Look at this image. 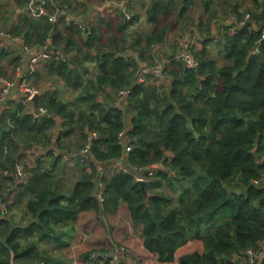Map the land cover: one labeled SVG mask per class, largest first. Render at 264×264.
Segmentation results:
<instances>
[{
	"label": "trees",
	"instance_id": "obj_1",
	"mask_svg": "<svg viewBox=\"0 0 264 264\" xmlns=\"http://www.w3.org/2000/svg\"><path fill=\"white\" fill-rule=\"evenodd\" d=\"M197 1L151 0L147 21L158 25L175 9L182 17ZM199 3L202 15L183 26L200 34L201 46L192 47L199 67L172 54L165 75L145 81L138 74L160 58L153 47L166 42L169 24L145 32L136 27L139 13L127 20L117 9L118 32L104 39L103 26L114 27L109 19L83 20L86 30L65 15L53 22L25 10L8 29L31 48L51 40L65 57L54 53L33 74L44 77L46 113L36 116L14 97L0 101V169L10 172L0 174V189L14 179L18 163L27 165L9 211L0 204V264H72L64 249L80 213L122 203L162 262L173 261L193 237L203 238L204 251L183 254L179 264H246L247 249L264 244V40L257 49L264 0ZM64 5L83 6L86 19L85 0L48 3L53 10ZM247 13L251 18L239 25ZM20 57L0 48V76ZM124 88L131 91L120 99ZM86 145L88 160L69 158ZM67 158L81 166L72 182ZM118 161L128 170L113 164ZM157 163L165 168L147 182L146 197L135 168Z\"/></svg>",
	"mask_w": 264,
	"mask_h": 264
},
{
	"label": "built area",
	"instance_id": "obj_2",
	"mask_svg": "<svg viewBox=\"0 0 264 264\" xmlns=\"http://www.w3.org/2000/svg\"><path fill=\"white\" fill-rule=\"evenodd\" d=\"M123 9L124 3H117L114 6V10L116 12L117 9ZM27 11L32 13L34 16H44L48 15V0H30V3L27 7ZM124 12V11H123ZM66 13L65 9H57L55 15H50L49 19L55 22L58 19V16L64 15ZM131 18V16H130ZM129 18V19H130ZM251 18L250 13H247L245 17L239 22V25L244 24L248 19ZM66 19L72 20L76 19L73 16L66 15ZM81 27H84L88 30V25L83 21L85 19L78 18L76 19ZM264 40V29L262 34L258 40V46ZM16 45L20 48L24 54H22L21 60L25 61V67L20 65H12L17 68L18 74L13 79H8L9 76H0V101L6 102L11 97L16 98L17 100H21L25 105L31 107V110L34 112L36 116H40L47 112V108L43 105H40L39 111L35 110L33 96L41 92L39 87H35L31 82H29V78L31 75L37 70V68L43 65L46 61L53 57V54L56 53L59 57L64 58V54L60 50L49 49L50 43H48L45 47L42 48H30L27 44H25L24 39L18 35L12 34L9 30L0 28V47H8ZM181 48L176 54V58L181 59L187 67L190 68H198L200 65V61L197 57H195L193 53L194 42L186 36L185 40L181 41ZM160 57V56H159ZM169 61V59L165 57L158 58L153 64L142 66L140 73L138 74L137 81H145L147 77L150 75L152 77H162L165 75V64ZM16 90V91H14ZM130 88H124L119 91L120 99H125L130 93ZM96 132L91 134L92 136H96ZM121 136L125 139L128 138L126 131L121 132ZM132 150V145L126 144V151L129 152ZM34 156V155H33ZM90 156V145H86L79 152L72 154L69 158L80 159L82 162L89 159ZM117 166L128 170L126 166L121 161L116 163ZM115 166V165H114ZM161 167H164L163 164H155L151 167H139L135 168V174L137 179L145 180L146 182L151 181L154 177L157 170ZM165 168V167H164ZM5 173L9 175V170L0 169V174ZM14 179H9L7 181L6 187L0 189V204L4 212L9 211V205L13 201V197L17 192L16 182L21 181L27 175V165L25 162H20L17 164L14 169ZM98 196L101 201H104L105 197L102 189L99 191ZM125 254V248L123 245H116L114 249L110 252H107V255L102 253L99 250L92 251L90 259L93 261L104 260L106 262L111 263L110 261L121 262L123 255ZM247 254L249 256V262L246 264H263L262 258L264 256V244L259 248H248ZM112 264V263H111Z\"/></svg>",
	"mask_w": 264,
	"mask_h": 264
},
{
	"label": "crops",
	"instance_id": "obj_3",
	"mask_svg": "<svg viewBox=\"0 0 264 264\" xmlns=\"http://www.w3.org/2000/svg\"><path fill=\"white\" fill-rule=\"evenodd\" d=\"M87 4L86 21L93 22L99 17H104V14L109 12H115L114 6L117 2H124V0H85ZM24 0H0V27L8 30L14 23H17L21 17V13L26 10V5L23 4ZM151 0H129V6L135 7L136 12L140 13L141 17L139 21H143L148 25L143 27V31H152L158 25L149 23L147 21V8L150 5ZM29 5V4H28ZM28 7V6H27ZM66 8V6H62ZM26 12V11H25ZM146 15V16H145ZM163 20V19H162ZM161 20V21H162ZM160 21V22H161ZM148 26V27H147ZM193 32L194 45H200V34L197 27L191 26L188 28ZM171 27L169 34L172 32ZM169 36V35H168ZM164 46V44H162ZM13 50L18 46H10ZM166 52L169 50L166 49ZM18 54H24L23 51L18 49ZM160 55V54H159ZM167 56V55H166ZM160 57H163L160 55ZM10 65V64H9ZM8 65V66H9ZM65 96L70 95V91L64 88ZM61 121V120H59ZM131 117L128 119L130 124ZM68 164L69 181L72 182L76 178V174L79 173L80 165L71 162L69 158L65 160ZM114 244V247L123 245L125 248L124 258L125 264H179L180 257L188 252L199 251L203 252L205 249L204 240L201 237L189 238L185 243L180 245L176 252L175 258L171 262H162L158 259V254L148 249L144 244L142 236V227L135 226L130 216V212L126 205L122 203L115 210H85L79 215L77 221V230L72 238V243L67 246L64 251L72 261L82 255L87 261L86 249L98 247L100 249H107ZM90 250V249H89ZM82 259V258H81ZM100 262L102 260H99Z\"/></svg>",
	"mask_w": 264,
	"mask_h": 264
},
{
	"label": "rangeland",
	"instance_id": "obj_4",
	"mask_svg": "<svg viewBox=\"0 0 264 264\" xmlns=\"http://www.w3.org/2000/svg\"><path fill=\"white\" fill-rule=\"evenodd\" d=\"M199 1L200 0H198L197 1V3L196 4H194L191 8H188V10H187V12H185L184 13V16H182V17H180L179 16V14H180V11L178 10V9H175L174 10V12L171 14V16L170 17H168V18H163V20L160 22L161 23V25H163V24H169L170 26H171V33L169 34V36H168V38H167V40H166V42L164 43V46H162V47H156V46H154L153 47V49L156 51V53H159L160 55H162L163 57H165V58H167V56H169V55H172V54H177V52L180 50V48H181V41L182 40H185V38H186V36H188L189 37V39L190 40H192L193 41V32H192V30L190 29H188V24H189V22H191V24H193V23H195V20L199 17V16H201L202 15V7L200 6V3H199ZM129 0H124V7H123V9L120 7V10H122V11H124V13H125V16H126V19L127 20H130L129 18H130V16H131V19H132V17H133V15L135 14V13H138V12H136V9H135V7H131V6H129ZM48 3H49V0H48ZM117 3H120V4H122V2H117ZM62 9H64V8H62ZM83 9V6L81 7V8H76V9H72V8H65V10H66V13L64 14L65 16L66 15H70V16H73L74 18H76V19H78V18H81L82 19V17H84L82 14L84 13V12H81V10ZM48 10H49V12H48V16L50 17V15H55L56 14V10H53V8L52 7H48ZM26 12L28 13V11H27V7H26ZM30 13V12H29ZM32 14V13H31ZM140 14V13H139ZM33 15V14H32ZM105 16L104 17H107L108 19H109V21H111L113 24H114V27H113V29H108L107 28V26H103V34H104V36H103V38L104 39H106V37L113 31V30H115V31H117V28H116V25H117V23H118V20H119V17H118V14L117 13H113V12H109V13H107V14H104ZM146 16V15H145ZM36 17H38V16H36ZM59 17L60 16H58V19H59ZM57 19V20H58ZM56 20V21H57ZM55 21V22H56ZM139 21V20H138ZM137 21V23L138 24H136V27L137 28H139V29H141L142 31H143V27L145 28V25H148V24H146L145 22H143V21H139L138 22ZM89 23V22H88ZM1 25V24H0ZM184 25H188L187 26V29H186V26L185 27H183ZM2 26V25H1ZM148 27V26H147ZM1 28V27H0ZM2 29V28H1ZM88 29H89V27H88ZM118 32V31H117ZM51 40H49V42L48 43H50L51 44V42H50ZM200 41V40H199ZM201 42L202 41H200V46H201ZM195 47V46H194ZM0 48H2V47H0ZM8 48L9 49H11L12 50V53H15V54H17L18 53V49L20 50V48H18L17 47V49H12L10 46H8ZM31 48V47H30ZM166 49L167 50H169V52H166ZM178 50V51H177ZM215 50V49H214ZM14 51V52H13ZM217 51V50H216ZM213 53H215V52H213ZM217 53H218V51H217ZM216 54V53H215ZM167 55V56H166ZM21 57H22V55H20ZM21 57H20V59L19 60H17L14 64H10L9 66H8V68L6 69V71L8 70V73H7V75L6 74H4V75H2V76H5V77H7V76H9L8 77V79H13V78H15L16 76H17V74H18V70H17V68H16V70H15V67L13 68L12 67V65H20V66H23V68L25 67V65H24V62L26 61H22L21 60ZM217 57H218V59H219V62H221V60L223 59V57H222V55H217ZM168 59V58H167ZM44 65V64H43ZM43 65H41V66H39L38 68H37V70L38 69H40L41 67H43ZM36 70V71H37ZM35 73V72H34ZM33 73V74H34ZM33 74L31 75V77L29 78V82H31L33 85H35V87H41L44 83H45V80L43 79L44 77H38L37 75L36 76H34L33 77ZM1 76V77H2ZM46 79V78H45ZM56 82V81H55ZM55 82L53 81V83L55 84ZM41 89V88H40ZM14 91H16V90H14ZM62 91V92H61ZM60 92L62 93V94H64V95H68V94H65V92H64V88H61L60 89ZM69 171H71V170H69ZM90 249V250H89ZM89 249H86L85 250V252H83V253H90V252H92V251H96V250H99V251H101L102 253H104L105 255H107V252H110L112 249H114V244L111 246V247H109V248H107V249H100V248H98V247H93L92 249L91 248H89ZM85 257H86V255H85ZM82 258V259H81ZM69 259H70V257H69ZM88 260L87 261H85V258H84V256L82 255L81 257H77L76 259H74V261H72V264H125V261H124V258H123V260H121V262H117V261H110L111 263H109V262H106V261H104V260H102L101 262L100 261H97V260H95V261H93V259H90V258H87Z\"/></svg>",
	"mask_w": 264,
	"mask_h": 264
},
{
	"label": "water",
	"instance_id": "obj_5",
	"mask_svg": "<svg viewBox=\"0 0 264 264\" xmlns=\"http://www.w3.org/2000/svg\"><path fill=\"white\" fill-rule=\"evenodd\" d=\"M49 49H55V47L50 44L49 45ZM40 99H41V92H38L36 93L34 96H33V101H34V107H35V110L36 111H39V107H40ZM60 130V129H59ZM255 153L256 152V149L254 150ZM138 183L141 185V188L143 190V192L145 193V196L148 197L149 195V192H148V189H147V182L145 180H139L138 179Z\"/></svg>",
	"mask_w": 264,
	"mask_h": 264
}]
</instances>
